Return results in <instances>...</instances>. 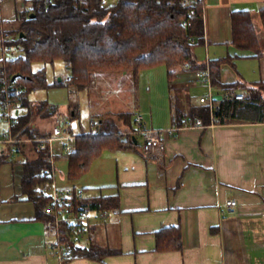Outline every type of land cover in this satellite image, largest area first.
Segmentation results:
<instances>
[{"label":"crops","instance_id":"0c3cea01","mask_svg":"<svg viewBox=\"0 0 264 264\" xmlns=\"http://www.w3.org/2000/svg\"><path fill=\"white\" fill-rule=\"evenodd\" d=\"M204 1V44L196 50L200 62L237 55L234 65L222 63V81L263 82L264 49L256 57L232 44V12H251L263 40L264 0ZM2 26L3 22L0 36ZM191 75L180 73L175 80V93L179 92L175 96L187 100L186 107L194 99L201 104L199 98L207 93V87ZM175 105L169 92L161 120L145 111V123L157 129L172 127L173 117H178V128L165 138L163 162L146 155V144L138 133L142 142L135 141L136 148L104 150L80 178L55 175L57 187L84 190L88 203L99 196H118V208L89 210L79 242L101 248L100 259L61 260L52 247L59 236L45 221L36 219V205L13 200L22 194L24 155L18 153L2 163L0 264H264V122L213 121L183 127ZM124 124V130L132 133L130 125ZM0 125L1 132L7 123L0 120ZM233 199L238 205L229 207L227 201ZM173 225L182 230L183 248L157 250L158 232Z\"/></svg>","mask_w":264,"mask_h":264},{"label":"trees","instance_id":"16d2710c","mask_svg":"<svg viewBox=\"0 0 264 264\" xmlns=\"http://www.w3.org/2000/svg\"><path fill=\"white\" fill-rule=\"evenodd\" d=\"M4 0H0V3ZM31 2L29 13L20 16V28L16 38L7 45L20 50L14 58L0 59V100L9 99L12 106L20 108L18 122L13 126V135L18 139H37L49 134L41 132L34 123L38 116L49 118L57 112L47 99L33 102L31 95L36 89H49L52 86H73L76 90L86 89L94 72H127L138 81L141 69L165 65L168 72L170 99L175 103L180 124L201 118L205 124L212 121L208 104H195L175 96V80L180 73L206 70L209 66L212 84L218 93L227 90H245L247 100L224 99L214 111L216 123L264 122V81L233 84L224 83L221 78L222 63L235 64L237 55L200 62L196 49L204 44V0H115L106 4L104 0H27ZM194 10V13L191 11ZM264 30V9L261 11ZM233 42L239 50L250 51L260 57L264 49L263 40L258 34L252 13L233 11ZM192 38L194 40H192ZM66 62L70 70L67 83L62 79L49 83L46 68L34 70L35 62ZM195 78L194 76H192ZM190 100V99H189ZM78 107L70 108L69 118L76 116ZM132 128L120 131L116 120L99 117L95 131L82 130L77 137V151L69 156L68 176L78 179L85 173L104 150L136 148L138 132L137 118L129 111L118 115ZM137 117V116H136ZM137 132V133H135ZM29 142H16L8 145L0 154V165L11 161L18 153L24 155L22 194L13 200H29L36 205V219L43 220L57 231L56 219L47 212L53 194L46 190L53 185L55 178L41 172L50 168V155L47 150L30 143L29 150L24 146ZM34 153V156L31 153ZM32 153V154H33ZM76 210L118 208V196H99L88 203L80 201L76 195L70 198ZM71 225L62 222L58 226L61 241L71 251L72 257L100 259L103 250L96 246L81 245L74 239ZM157 250L171 251L183 248L182 230L179 225L162 228L157 234Z\"/></svg>","mask_w":264,"mask_h":264},{"label":"rangeland","instance_id":"374dc122","mask_svg":"<svg viewBox=\"0 0 264 264\" xmlns=\"http://www.w3.org/2000/svg\"><path fill=\"white\" fill-rule=\"evenodd\" d=\"M104 2L110 4L115 2V0H104ZM24 3V0H4L1 2L0 33L3 22L4 27L8 24L7 26L11 28V33L17 34L16 32H18L21 23L20 16L23 13L19 10L24 6ZM200 48L198 46L196 50ZM13 51L14 49H11V51L3 50L0 36V57L4 55L9 57ZM43 67L46 68V76L49 83H54L60 78L67 83L70 77V70L67 68L66 62L56 60L54 63L49 64L42 62H35L34 64V70ZM124 73L126 72H94L89 86L84 90H76L73 86L64 84L63 86H52L49 89H36L32 93L31 98L34 103L40 99H47L50 105L55 106L59 113L65 115H68L70 108L78 107L76 116L70 118L74 132L77 134H80L82 130L87 132L95 131L91 128V123L93 121L98 122L101 113L108 115L106 119L116 120L119 130L122 132H126L124 130V122L126 121L118 115L123 111L131 112L134 117H136L135 114L138 110L145 116L146 110L148 112L152 111L155 119L157 121L161 120V112L167 106L170 92L166 66L163 64L141 69L138 81L134 79L133 74ZM193 92L195 93L194 90ZM174 94L179 95V92H174ZM198 102L194 99L191 103ZM145 118L147 119V116ZM148 118L150 117L148 116ZM51 122L52 120L49 118H42L38 115L34 119L37 128L39 127L41 132L45 133L49 131ZM138 139L141 141L139 136ZM30 143L32 142L27 143L29 146L27 147L28 150ZM56 162V174L68 175L69 161L67 158H57Z\"/></svg>","mask_w":264,"mask_h":264},{"label":"built area","instance_id":"2783aa9c","mask_svg":"<svg viewBox=\"0 0 264 264\" xmlns=\"http://www.w3.org/2000/svg\"><path fill=\"white\" fill-rule=\"evenodd\" d=\"M24 6L21 8L22 12L29 13L31 10V2L24 0ZM194 13V10L191 11ZM14 23V22H13ZM8 25V24H7ZM2 26V44L3 50L14 49L11 56L8 58H14L20 55V50H17L12 45H7L8 42H12L17 36L11 33V28L9 26ZM13 29V27H12ZM192 40H194L192 38ZM195 79L200 82V84L207 87V93L202 95L199 99L201 103L208 104L210 107V112L212 113V121H214V111L219 108L221 100L224 99H237V100H247L250 97L244 91L238 89L227 90L218 93L212 84L211 70L209 66L206 70H196L191 73ZM221 99H219V98ZM19 108L13 107L12 102L7 100H0V120L7 123V126L0 132V154L4 151L8 145L16 142H36L37 147L43 150H47L50 155V168H42L41 172L48 176L55 178L52 186L46 190L51 191L53 194L52 201L48 204L47 212L54 215L56 223L59 226L62 222H67L71 225V231L74 232V239L79 241L84 235V231L87 227L88 219L90 218L89 210L86 207H81L76 210L70 201L73 193L76 195L77 199L82 201L85 198L84 190H80L78 187H71L62 189L56 185V162L55 158L58 155L69 156L77 151V137L78 134L74 132L73 126L71 125V119L69 115L59 113L58 111L51 117V127L49 129V134L44 137H38L37 139H18L13 135V126L18 122L20 110ZM137 116L139 128L137 132L143 137L146 144L145 153L149 158H154L159 162H163L166 153V143L165 138L167 134L176 130L178 128V117H173V125L166 129H157L154 127H149L145 123V116L140 110L135 114ZM201 118H197L194 121H185L182 124L183 127L193 128L194 126H205ZM180 126V127H182ZM91 128H95V121L91 123ZM135 132V133H137ZM69 190V191H65ZM227 205L229 207H234L238 205L236 200H228ZM58 226L56 227L59 239L56 243L52 244L55 254L59 256L61 260H67L71 258V251L67 247L64 241H61L60 233L58 232Z\"/></svg>","mask_w":264,"mask_h":264},{"label":"water","instance_id":"95a60500","mask_svg":"<svg viewBox=\"0 0 264 264\" xmlns=\"http://www.w3.org/2000/svg\"><path fill=\"white\" fill-rule=\"evenodd\" d=\"M62 79L60 78V81H61Z\"/></svg>","mask_w":264,"mask_h":264}]
</instances>
